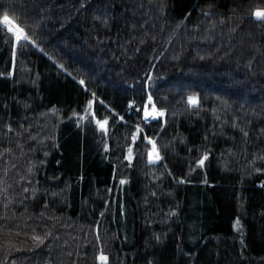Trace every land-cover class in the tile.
<instances>
[{
  "label": "trees",
  "instance_id": "trees-1",
  "mask_svg": "<svg viewBox=\"0 0 264 264\" xmlns=\"http://www.w3.org/2000/svg\"><path fill=\"white\" fill-rule=\"evenodd\" d=\"M157 2L166 7L153 28L140 15L146 9L134 13L136 0H0L44 49L18 47L14 75L0 77V129L6 122L31 124L37 137L25 146L35 151L0 159V217L3 189L14 197L9 219H0L2 264H98L101 243L109 264H264V171H255L264 169V159H254L264 156V25L248 15L264 10V0ZM204 12L225 18L208 41L194 29L199 24L202 32L208 23ZM105 15L111 17L107 26L96 19ZM177 23L186 28L173 35ZM233 23L236 31L227 27ZM144 28L157 39L149 37L136 52L137 42H126ZM210 45L213 55L201 60ZM12 70V48L0 27V72ZM93 91L98 115L111 117L107 136L67 119ZM148 93L167 113L145 124L140 117ZM193 93L200 107L186 103ZM111 109L127 123L113 128L119 118ZM136 123L157 138L162 160L149 164L139 140L135 158H124L131 143L125 136ZM9 136L19 152L14 133ZM204 151V165L190 171ZM33 160L39 191L19 203L27 181L17 184V170L27 175ZM33 227L54 235L37 247Z\"/></svg>",
  "mask_w": 264,
  "mask_h": 264
},
{
  "label": "snow or ice",
  "instance_id": "snow-or-ice-1",
  "mask_svg": "<svg viewBox=\"0 0 264 264\" xmlns=\"http://www.w3.org/2000/svg\"><path fill=\"white\" fill-rule=\"evenodd\" d=\"M166 5L162 2H157V0H136V6L133 9L134 13L135 12H140L141 9H146L143 12H140L141 16H147L148 19L144 21V24H150L152 25L153 28L156 27L155 20L159 18V14L164 12ZM13 9L9 8L7 6L0 7V27L3 28V33L5 36L6 43H8L11 48H12V71L9 72H0V77L3 76H13L15 72V67H16V49L19 48H26L30 46H35L36 48H39L41 52L44 51V49L37 43V40L39 37L36 35L34 31H30L27 26L22 25L19 22V19L12 15ZM205 19L208 21V23L204 26L203 31H200V25H194V29L199 35V38L204 41H208L210 39H213L216 33V29L219 26H225V18L223 16L218 17L217 19H213V13L211 12H204L203 13ZM249 16H254L255 21L258 22L260 25H264V10L257 9L255 12H249ZM97 20H100L103 25L107 26L111 17L110 16H97ZM187 19V17H185ZM203 23V22H202ZM231 29V31H236V29L239 27L238 24H231L227 25ZM132 28L136 29L137 24L136 22L132 23ZM181 28H186V25L177 23L175 29L172 30V34L175 35L180 31ZM149 37L152 40H156L157 36L149 31L148 28H144L143 31L137 35L133 33L131 37L127 40L126 43L131 44L133 41H136L137 44L134 46L133 50L138 52L140 51L139 45H143L147 42ZM195 37L189 35V39H193ZM99 39V38H97ZM169 43H171V38H169ZM211 47L212 45L208 46V51L206 52L205 55H200L199 58L201 60L210 57L213 55L211 52ZM127 50V49H126ZM219 51V49H217ZM199 55V53H197ZM228 53H225L227 55ZM174 59H179V56L174 57ZM247 66L249 68L252 67V62L249 60ZM61 68L64 67L63 64L60 65ZM66 71V69H65ZM154 76V73L152 75H148V79L152 80ZM79 83L81 85L85 84L84 79H80ZM96 98L97 94L93 91L91 92V99H88L85 104L83 105V108L80 111L77 110H72L71 115L67 117L69 120H73V122L76 124L77 127H83L85 124L91 129L93 134L97 130H99L102 133L103 136H107L109 134L110 128H109V120L111 117L108 114H103L98 115L97 109L94 107L96 104ZM101 104H103V101H100ZM136 103L135 100H132L129 102V109L132 108V106ZM186 103L192 107H200V98L199 95L196 93L190 94L187 96V101ZM149 105H151V109H149ZM5 108H7V105H5ZM53 112H59L58 109H53L51 110ZM137 113L141 112L140 108L136 109ZM215 111V109H213ZM111 112L115 113L116 116H118L119 120L114 121L112 124V127L114 128L119 121H125V117L123 115H120L118 112H116L115 109H111ZM167 113V109L165 108H158L153 100V96L151 93H148L147 96V103L144 105L143 110H142V116L140 117L145 124L152 120H158L161 117H165ZM44 115V114H42ZM24 120H27V117L25 116L23 118ZM217 119H220V117H217ZM166 124V121H165ZM234 127H239V125H233ZM32 127L31 124L25 126L24 123H20L17 127H13L11 123L6 122L4 124L3 129H0V159H8L10 162V159L12 157H16L17 155L19 156H24L26 155V151H35V146L32 148H28L26 150V144L28 141L35 140L37 139L36 136L31 135L29 132V129ZM221 127H223V123L221 124ZM135 131L132 132L131 134H126L125 139L127 140L130 135V140L131 143L127 145V154L125 155V159L131 162L134 158V147L136 146V142L139 140L142 144H144V147L146 149V156H147V161L149 164H154L160 160L163 159L161 155V148L157 143V138L153 135H149L142 125L140 123H136L134 125ZM240 131L243 133L245 137H247L248 132L244 130L243 128L240 129ZM10 133H14L15 136V148L19 150L17 152L14 150L12 147L13 144V137L9 136ZM25 133H28L27 139H25ZM215 135V133H213ZM7 138L8 139V146L4 147L3 145V139ZM50 137H45V139H48ZM146 141V143H144ZM107 148V145H106ZM47 153L45 152V156ZM209 153L207 151H204L202 153V156L199 158H194L195 161V167H192L190 165V171H195L196 167H202L205 163V161L208 159ZM254 159H264V156H255ZM38 163L43 164L44 161H39ZM37 166L36 161H32L30 165L27 167L26 174L19 173L18 171V179H17V184L23 185L25 181H27L26 186H22L21 192L18 194L21 199L18 201L19 203H23L24 200H27L29 198L28 194L30 193L31 196L34 198L36 195V192L39 191L38 188L35 187V184L38 183V181H34L33 177L35 176V169ZM12 168H16V164H11ZM255 171H264L262 168H255ZM5 175H7L8 169H4ZM121 184L126 183L125 180L121 179ZM180 182H185L184 178H180ZM3 178H0V184H3ZM204 183H207L205 180ZM264 186V185H262ZM8 187H11V185H8ZM5 197V202H4V208H5V215L0 217V219H4L7 221L9 217L7 216L6 212L9 207V204L12 203L14 197L7 195V188L3 189L2 193ZM153 195H156L155 192L152 193ZM53 195H56V193H53ZM45 208H47V205H45ZM44 213H41V216H43ZM103 215V213H101ZM170 215H175V209H170ZM27 220L32 219L31 216L26 217ZM54 219V218H52ZM235 224L238 226L237 231H239L243 225L240 222V218L237 217L235 220ZM26 228L30 227L27 223L24 225ZM5 227L4 225H0V228ZM19 227V224L17 225V228ZM55 225H53V228ZM25 235H28V233H25ZM53 231L52 229H47L43 235L37 234L35 232V227L32 228V239L34 242H37L35 246H40L45 243V240L48 239L49 237H53ZM58 238V237H55ZM100 235H99V226L97 225V231H96V240L100 241ZM157 240L160 239L159 236L156 237ZM71 255V253H69ZM95 259L98 261V264H109V255L105 253L103 245L101 243L98 254L96 255ZM2 264V262H0ZM12 264H15V261H12Z\"/></svg>",
  "mask_w": 264,
  "mask_h": 264
},
{
  "label": "rangeland",
  "instance_id": "rangeland-1",
  "mask_svg": "<svg viewBox=\"0 0 264 264\" xmlns=\"http://www.w3.org/2000/svg\"><path fill=\"white\" fill-rule=\"evenodd\" d=\"M149 109H151V105H149Z\"/></svg>",
  "mask_w": 264,
  "mask_h": 264
}]
</instances>
